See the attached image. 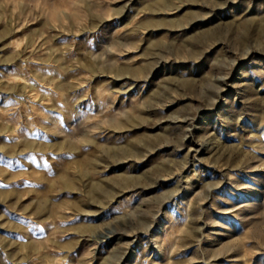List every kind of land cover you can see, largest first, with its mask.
I'll list each match as a JSON object with an SVG mask.
<instances>
[{
  "label": "rangeland",
  "instance_id": "rangeland-1",
  "mask_svg": "<svg viewBox=\"0 0 264 264\" xmlns=\"http://www.w3.org/2000/svg\"><path fill=\"white\" fill-rule=\"evenodd\" d=\"M0 208V264H264V0H0Z\"/></svg>",
  "mask_w": 264,
  "mask_h": 264
},
{
  "label": "snow or ice",
  "instance_id": "snow-or-ice-1",
  "mask_svg": "<svg viewBox=\"0 0 264 264\" xmlns=\"http://www.w3.org/2000/svg\"><path fill=\"white\" fill-rule=\"evenodd\" d=\"M0 211H6L5 209H3V208H0Z\"/></svg>",
  "mask_w": 264,
  "mask_h": 264
},
{
  "label": "bare ground",
  "instance_id": "bare-ground-1",
  "mask_svg": "<svg viewBox=\"0 0 264 264\" xmlns=\"http://www.w3.org/2000/svg\"><path fill=\"white\" fill-rule=\"evenodd\" d=\"M162 3H164V2H162ZM163 5V4H162ZM133 120V119H132ZM64 180V179H63Z\"/></svg>",
  "mask_w": 264,
  "mask_h": 264
}]
</instances>
